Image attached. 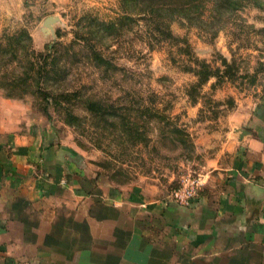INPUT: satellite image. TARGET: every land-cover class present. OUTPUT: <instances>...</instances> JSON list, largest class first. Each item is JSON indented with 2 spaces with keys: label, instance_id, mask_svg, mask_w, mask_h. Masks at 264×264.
<instances>
[{
  "label": "rangeland",
  "instance_id": "obj_1",
  "mask_svg": "<svg viewBox=\"0 0 264 264\" xmlns=\"http://www.w3.org/2000/svg\"><path fill=\"white\" fill-rule=\"evenodd\" d=\"M203 3L151 47L129 0H0V121L41 125L116 184L202 188L264 96V0Z\"/></svg>",
  "mask_w": 264,
  "mask_h": 264
},
{
  "label": "crops",
  "instance_id": "obj_2",
  "mask_svg": "<svg viewBox=\"0 0 264 264\" xmlns=\"http://www.w3.org/2000/svg\"><path fill=\"white\" fill-rule=\"evenodd\" d=\"M247 122L185 206L92 173L37 123L0 121V264H264V96Z\"/></svg>",
  "mask_w": 264,
  "mask_h": 264
},
{
  "label": "trees",
  "instance_id": "obj_3",
  "mask_svg": "<svg viewBox=\"0 0 264 264\" xmlns=\"http://www.w3.org/2000/svg\"><path fill=\"white\" fill-rule=\"evenodd\" d=\"M203 7V0H129V29L132 28L134 24L136 25L141 21L148 31L150 38L149 46L153 47L154 44L162 42L163 39H175L170 28V23L172 21L182 19L192 24L197 16L196 14L200 13ZM94 51L96 52L95 49ZM2 53V55H5L6 52L4 49H2ZM96 54L100 56L98 52H96ZM2 58H4V56ZM2 60L3 59H0V63H2ZM4 62L8 64V62L12 61ZM18 62L20 63V61ZM209 78L210 77H207L202 81L205 82ZM21 80L23 82L24 78L14 79L12 83L15 85ZM8 95L12 96V94ZM90 108H93L92 104Z\"/></svg>",
  "mask_w": 264,
  "mask_h": 264
},
{
  "label": "built area",
  "instance_id": "obj_4",
  "mask_svg": "<svg viewBox=\"0 0 264 264\" xmlns=\"http://www.w3.org/2000/svg\"><path fill=\"white\" fill-rule=\"evenodd\" d=\"M199 179L185 178L181 185L174 189L170 199L179 205L188 206L201 190Z\"/></svg>",
  "mask_w": 264,
  "mask_h": 264
},
{
  "label": "water",
  "instance_id": "obj_5",
  "mask_svg": "<svg viewBox=\"0 0 264 264\" xmlns=\"http://www.w3.org/2000/svg\"><path fill=\"white\" fill-rule=\"evenodd\" d=\"M51 17H48L47 20H46V24L50 23L51 22ZM49 25V24H48Z\"/></svg>",
  "mask_w": 264,
  "mask_h": 264
}]
</instances>
